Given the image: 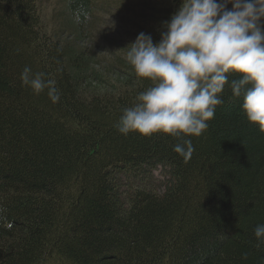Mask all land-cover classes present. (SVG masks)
Segmentation results:
<instances>
[{
	"label": "trees",
	"instance_id": "1",
	"mask_svg": "<svg viewBox=\"0 0 264 264\" xmlns=\"http://www.w3.org/2000/svg\"><path fill=\"white\" fill-rule=\"evenodd\" d=\"M45 4L0 0V264H264V133L242 97L225 85L188 159L171 136H125L122 110L152 82L101 30L115 0H60L55 21ZM26 66L59 101L22 84Z\"/></svg>",
	"mask_w": 264,
	"mask_h": 264
},
{
	"label": "clouds",
	"instance_id": "2",
	"mask_svg": "<svg viewBox=\"0 0 264 264\" xmlns=\"http://www.w3.org/2000/svg\"><path fill=\"white\" fill-rule=\"evenodd\" d=\"M162 28L158 43L141 32L127 46V62L152 86L122 110L117 131L171 136L173 150L188 159L194 151L189 137L209 127L227 85L242 97L247 121L264 133V0H182ZM232 73L239 76L229 82ZM21 81L37 94L47 88L53 103L60 99L54 82L27 66ZM253 233L257 247L264 244V223Z\"/></svg>",
	"mask_w": 264,
	"mask_h": 264
},
{
	"label": "rangeland",
	"instance_id": "3",
	"mask_svg": "<svg viewBox=\"0 0 264 264\" xmlns=\"http://www.w3.org/2000/svg\"><path fill=\"white\" fill-rule=\"evenodd\" d=\"M45 15L48 20L55 21L56 16L54 12H60V0H45ZM148 2V5H159L165 7L168 14H153L148 13L144 18L141 9L136 8L137 4ZM115 7L100 18L102 20L101 30L108 32L116 39H123L128 42H134L139 33L151 34L153 39L159 42L160 32L163 30L162 22L169 20L173 13L177 11L180 6L173 5L170 0H115ZM143 5V4H142ZM162 9V8H161ZM165 12V11H164ZM157 12V13H164ZM156 13V12H155ZM153 25L157 26L153 29ZM161 169L154 172L153 175L162 181L165 177L161 173Z\"/></svg>",
	"mask_w": 264,
	"mask_h": 264
}]
</instances>
